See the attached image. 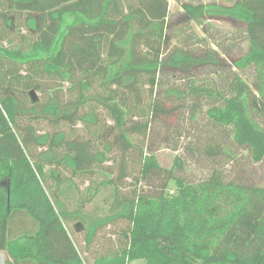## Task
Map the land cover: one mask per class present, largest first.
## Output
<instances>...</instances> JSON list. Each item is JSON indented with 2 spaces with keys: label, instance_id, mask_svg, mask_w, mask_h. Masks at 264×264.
I'll return each mask as SVG.
<instances>
[{
  "label": "trees",
  "instance_id": "obj_1",
  "mask_svg": "<svg viewBox=\"0 0 264 264\" xmlns=\"http://www.w3.org/2000/svg\"><path fill=\"white\" fill-rule=\"evenodd\" d=\"M230 1L220 9L244 25L226 46L201 0L181 1L176 28L169 0H0L7 264H264V186L220 166L189 176L180 154L164 167L152 144L194 132L189 159L264 161V0ZM66 173L87 184L74 209ZM104 190L107 212L88 215Z\"/></svg>",
  "mask_w": 264,
  "mask_h": 264
},
{
  "label": "rangeland",
  "instance_id": "obj_2",
  "mask_svg": "<svg viewBox=\"0 0 264 264\" xmlns=\"http://www.w3.org/2000/svg\"><path fill=\"white\" fill-rule=\"evenodd\" d=\"M171 7V19L170 26L176 28L181 26L185 19L183 15V10L181 7V1L186 2L189 0H169ZM205 3L216 5L215 8H212L209 14L205 16L206 21H209L212 24L213 36L216 38V41L219 43H223L228 46L231 43L229 33L233 29L239 28L244 25L239 19L232 17L230 15L224 14L222 9H220L223 5H231L230 0H201ZM194 31L198 33L200 37H203L205 33L203 32L200 25L196 23H191ZM229 32V33H228ZM170 36V35H168ZM208 43L216 44L214 41L208 40ZM176 43V39L171 40L170 44H168L167 52L173 49L174 44ZM219 53L225 58L228 62H232L234 57L236 56L234 50L230 52H224L221 49L218 50ZM198 67H193L192 73L197 75V77H202L206 73L205 71H198L202 67L196 65ZM166 71H169V75H190L185 72L181 66H169L166 68ZM198 71V72H196ZM207 74V73H206ZM43 129H46V126L43 125ZM200 129V127H199ZM194 132H191L189 136L177 138L176 143H178V149H176L173 141L168 142L164 138V133H154L152 138V144L154 148V153L157 155L160 164L164 167L170 168L173 166L176 155L180 154L183 156L185 162V171L189 176H199L202 173V168L204 171L208 170V167L211 166H220L224 170H226V175L229 178L235 179L237 181H243L248 183H255L258 185L264 186V161L261 162H253L247 155V151L242 149L232 148L231 152L234 153V156L225 157L218 161L207 162L201 157L197 158L194 156V159L188 155V149L185 145H188L190 142L194 140L195 137ZM165 140V141H164ZM210 166V167H211ZM203 171V172H204ZM66 177L69 178L67 182H65L62 186L64 193H61L62 200L67 203V206L70 209H74L78 203V199L81 194L86 191V183L81 181L79 178L72 176L70 173H66ZM79 185V188L77 187ZM71 186V187H70ZM109 195L108 190H104L97 198L96 201L86 203L84 205V210L88 215H98L103 216L107 212V206L104 203L105 198ZM78 221H75L71 224L73 230H76L75 224ZM81 222V221H79ZM83 226L79 225L78 229H82ZM72 232V231H71ZM81 237V236H80ZM128 264H147L144 259H136L130 261Z\"/></svg>",
  "mask_w": 264,
  "mask_h": 264
},
{
  "label": "crops",
  "instance_id": "obj_3",
  "mask_svg": "<svg viewBox=\"0 0 264 264\" xmlns=\"http://www.w3.org/2000/svg\"><path fill=\"white\" fill-rule=\"evenodd\" d=\"M0 264H7V252L0 250Z\"/></svg>",
  "mask_w": 264,
  "mask_h": 264
},
{
  "label": "water",
  "instance_id": "obj_4",
  "mask_svg": "<svg viewBox=\"0 0 264 264\" xmlns=\"http://www.w3.org/2000/svg\"><path fill=\"white\" fill-rule=\"evenodd\" d=\"M31 95L33 96V98H34L35 100L38 99V97H37V95H36V92H35L34 90L31 91Z\"/></svg>",
  "mask_w": 264,
  "mask_h": 264
}]
</instances>
